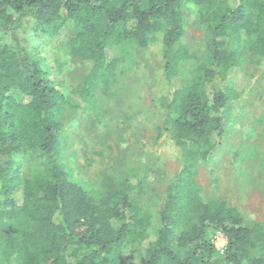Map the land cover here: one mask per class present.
Returning <instances> with one entry per match:
<instances>
[{
	"label": "trees",
	"instance_id": "16d2710c",
	"mask_svg": "<svg viewBox=\"0 0 264 264\" xmlns=\"http://www.w3.org/2000/svg\"><path fill=\"white\" fill-rule=\"evenodd\" d=\"M186 6L199 9L209 51L177 86L179 60L190 58L174 53ZM27 30L60 39L90 67L77 89L58 88L26 42ZM152 43L163 47L174 88L161 131L187 149L190 163L205 160L245 95L235 77L246 78L249 60L264 67V0H0V264H264L258 227L223 199L199 206L184 173L166 189L151 233L140 182L109 179L95 203L65 170L67 108L78 110L76 96L86 102L96 85L111 83L122 47ZM20 159L40 170L24 176ZM209 232L226 240L222 254Z\"/></svg>",
	"mask_w": 264,
	"mask_h": 264
},
{
	"label": "rangeland",
	"instance_id": "374dc122",
	"mask_svg": "<svg viewBox=\"0 0 264 264\" xmlns=\"http://www.w3.org/2000/svg\"><path fill=\"white\" fill-rule=\"evenodd\" d=\"M198 13L199 9L192 6L182 10L183 35L174 53L186 50L190 58H177L173 80L177 86L182 79H189L209 51L207 32ZM25 40L50 67V78L68 94L90 70L69 55L60 39L48 42L27 30ZM116 56L118 64L111 83L96 85L86 102L76 96L79 109L67 108L63 115L61 160L65 170L95 203L109 179L140 182L142 205L154 218L151 233L158 227L156 209L166 189L176 175L184 173L199 206L211 198L223 199L236 207L248 224L258 227L255 237L260 243L264 234V67L247 61L246 78L235 77L240 76L238 93L245 95L231 110L225 134L217 140L212 156L190 163L187 149L177 147L161 131L174 91L166 80L162 45L152 43L145 49L124 46ZM19 163L26 177L40 170L38 163L22 159ZM207 237L222 254L226 245L223 235L209 232ZM137 251L138 246L129 252L130 257Z\"/></svg>",
	"mask_w": 264,
	"mask_h": 264
}]
</instances>
